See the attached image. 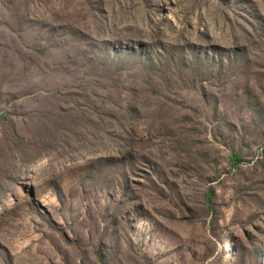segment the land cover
Wrapping results in <instances>:
<instances>
[{"label": "rangeland", "instance_id": "obj_1", "mask_svg": "<svg viewBox=\"0 0 264 264\" xmlns=\"http://www.w3.org/2000/svg\"><path fill=\"white\" fill-rule=\"evenodd\" d=\"M0 264H264V0H0Z\"/></svg>", "mask_w": 264, "mask_h": 264}, {"label": "trees", "instance_id": "obj_2", "mask_svg": "<svg viewBox=\"0 0 264 264\" xmlns=\"http://www.w3.org/2000/svg\"><path fill=\"white\" fill-rule=\"evenodd\" d=\"M237 159V158H236Z\"/></svg>", "mask_w": 264, "mask_h": 264}]
</instances>
